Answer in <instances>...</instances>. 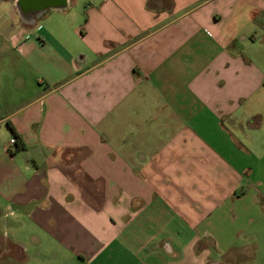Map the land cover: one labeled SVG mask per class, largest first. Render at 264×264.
<instances>
[{
	"label": "crops",
	"instance_id": "0c3cea01",
	"mask_svg": "<svg viewBox=\"0 0 264 264\" xmlns=\"http://www.w3.org/2000/svg\"><path fill=\"white\" fill-rule=\"evenodd\" d=\"M22 5L0 0V264H232L248 232L256 247L264 0Z\"/></svg>",
	"mask_w": 264,
	"mask_h": 264
},
{
	"label": "rangeland",
	"instance_id": "374dc122",
	"mask_svg": "<svg viewBox=\"0 0 264 264\" xmlns=\"http://www.w3.org/2000/svg\"><path fill=\"white\" fill-rule=\"evenodd\" d=\"M250 234L248 232L247 236L249 237ZM247 236L243 235L238 242L240 245H245L243 255L232 257V264H264V238L260 239V243L255 247V242Z\"/></svg>",
	"mask_w": 264,
	"mask_h": 264
},
{
	"label": "flooded vegetation",
	"instance_id": "af4514ba",
	"mask_svg": "<svg viewBox=\"0 0 264 264\" xmlns=\"http://www.w3.org/2000/svg\"><path fill=\"white\" fill-rule=\"evenodd\" d=\"M54 0H44L42 5H44L43 8H41L42 10L46 9V8H50V7H53L52 3H53ZM22 8L25 12H31L33 10H35L36 8V5L40 4V0L39 1H36V0H24L22 2Z\"/></svg>",
	"mask_w": 264,
	"mask_h": 264
},
{
	"label": "trees",
	"instance_id": "16d2710c",
	"mask_svg": "<svg viewBox=\"0 0 264 264\" xmlns=\"http://www.w3.org/2000/svg\"><path fill=\"white\" fill-rule=\"evenodd\" d=\"M10 127H11V130L13 131L14 136L16 137V144H15L16 150H21V149L25 148L24 142L21 140V137L16 133L14 127H12L11 125H10Z\"/></svg>",
	"mask_w": 264,
	"mask_h": 264
},
{
	"label": "water",
	"instance_id": "95a60500",
	"mask_svg": "<svg viewBox=\"0 0 264 264\" xmlns=\"http://www.w3.org/2000/svg\"><path fill=\"white\" fill-rule=\"evenodd\" d=\"M24 0H22V2H23ZM36 1H39V0H36ZM43 1L44 0H40V4H38V5H36V9H39V10H42L41 8H43L44 7V5H42V3H43ZM66 0H54L53 1V7H63V5H64V2H65Z\"/></svg>",
	"mask_w": 264,
	"mask_h": 264
},
{
	"label": "built area",
	"instance_id": "2783aa9c",
	"mask_svg": "<svg viewBox=\"0 0 264 264\" xmlns=\"http://www.w3.org/2000/svg\"><path fill=\"white\" fill-rule=\"evenodd\" d=\"M10 146H14L16 144V137L13 136L11 139H10V142H9Z\"/></svg>",
	"mask_w": 264,
	"mask_h": 264
}]
</instances>
